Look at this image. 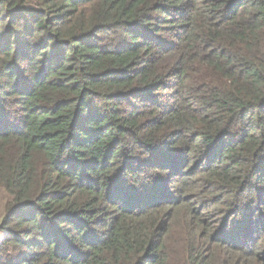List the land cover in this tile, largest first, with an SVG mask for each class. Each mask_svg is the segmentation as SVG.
<instances>
[{
	"label": "trees",
	"instance_id": "1",
	"mask_svg": "<svg viewBox=\"0 0 264 264\" xmlns=\"http://www.w3.org/2000/svg\"><path fill=\"white\" fill-rule=\"evenodd\" d=\"M0 264H264V0H0Z\"/></svg>",
	"mask_w": 264,
	"mask_h": 264
},
{
	"label": "rangeland",
	"instance_id": "2",
	"mask_svg": "<svg viewBox=\"0 0 264 264\" xmlns=\"http://www.w3.org/2000/svg\"><path fill=\"white\" fill-rule=\"evenodd\" d=\"M5 202H6L5 196L3 194H0V219L2 218L3 215V206Z\"/></svg>",
	"mask_w": 264,
	"mask_h": 264
}]
</instances>
